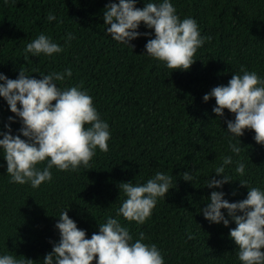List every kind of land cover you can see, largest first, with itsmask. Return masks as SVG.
<instances>
[{"label":"trees","instance_id":"trees-1","mask_svg":"<svg viewBox=\"0 0 264 264\" xmlns=\"http://www.w3.org/2000/svg\"><path fill=\"white\" fill-rule=\"evenodd\" d=\"M108 2L0 0V73L17 79L23 70L41 79V74L71 69L72 76L57 81L58 87L82 85L111 134L108 152L97 148L89 168L62 172L53 167L52 180L36 189L30 183H10L0 149V256L43 264L60 239L58 218L69 210L88 239L108 217L118 218L133 242L142 232L144 243L155 244L165 264H241L230 238L235 223L230 218L228 227L210 223L201 210L212 191L238 202L246 199L247 187L264 190V145L246 130L239 138L241 152L234 154L225 122L234 115L225 110L224 117H217L215 99L204 102L203 96L214 87L227 86L242 66L264 79V0H170L181 20L195 19L201 37H211L198 49L188 71H172L147 55L145 45L155 37L143 23L138 31L148 35L132 41L133 48L112 40L103 21ZM149 2L158 5L163 0H137L136 6ZM49 13L56 20L48 21ZM69 33L74 39L66 43ZM40 34L63 52L51 57L26 53L27 44ZM5 126L15 136L22 122L0 97V131L7 132ZM231 142L238 143L235 138ZM225 156L233 161L224 166L230 182L219 189L207 188L211 178L222 179L215 169ZM237 162L245 165L243 175L235 170ZM37 167L43 169L46 162ZM157 171L173 177V189L158 199L150 218L141 225L117 217L126 199L119 185H142ZM185 171L191 172V182L183 180ZM244 181L247 187L240 185ZM222 212L228 218L227 211Z\"/></svg>","mask_w":264,"mask_h":264},{"label":"clouds","instance_id":"clouds-1","mask_svg":"<svg viewBox=\"0 0 264 264\" xmlns=\"http://www.w3.org/2000/svg\"><path fill=\"white\" fill-rule=\"evenodd\" d=\"M136 5L137 0H109L103 11L107 34L112 40L133 48L132 41L148 35L138 31L143 23L154 30L155 37L148 39L145 45L147 55L172 71H188L196 62L194 57L198 49L211 37H201L195 19L181 20L170 0H163L158 5L144 3L143 8ZM47 20L54 21L56 16L49 13ZM72 39L74 37L69 33L65 42ZM63 50L44 34L25 48V52L33 56L44 54L49 57ZM71 76V69L64 73L41 74V79L29 77L23 70L17 79H9L0 73V97L22 122L18 135H12V129L7 126V132L0 131V149L7 163L10 183H30L36 189L52 180L53 167L62 172L77 171L81 166L87 169L97 148L108 152L109 125L101 119L92 97L81 90L82 85L61 89L56 83ZM212 98L216 102L213 112L217 117H224L225 110L235 117L225 121L230 134L228 147L234 154H240L239 138L246 130L255 133L257 144L264 145V79L242 66L240 74H233L227 86L214 87L203 96V101L208 102ZM9 122H14L12 117H9ZM232 138L238 143L233 144ZM45 162L43 169L37 167ZM232 162L231 156L223 157V164L215 169L216 176L222 179L211 178L207 181V188L219 189L230 182L224 175V166ZM235 170L243 175L245 165L237 162ZM181 175L185 182L193 180L191 172L185 171ZM240 185L247 187V181ZM119 188L126 199L119 207L117 217L142 225L150 218L158 199L165 198L173 189V177L157 171L142 185L122 182ZM247 189L246 199L238 202L226 200L222 191H212L210 201L201 212L204 219L213 224L222 223L228 227L229 218L235 223L230 238L238 248L241 264H264V190L259 187ZM222 210L227 211L228 218ZM68 211H62L58 218L55 227L59 230L60 239L45 255L43 264H165L155 244L144 243L142 232L133 242L129 229L122 226L118 218L108 217L105 223L98 225V233H93L88 239L86 232L69 217ZM0 264L35 262L5 254L0 256Z\"/></svg>","mask_w":264,"mask_h":264}]
</instances>
